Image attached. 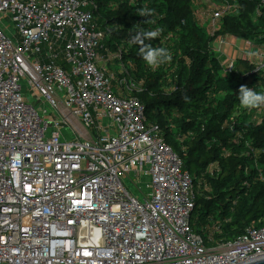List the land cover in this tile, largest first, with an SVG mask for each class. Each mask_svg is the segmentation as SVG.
<instances>
[{"label": "built area", "instance_id": "2783aa9c", "mask_svg": "<svg viewBox=\"0 0 264 264\" xmlns=\"http://www.w3.org/2000/svg\"><path fill=\"white\" fill-rule=\"evenodd\" d=\"M197 1L210 37L238 11L237 0ZM248 1L256 13L264 8V0ZM98 9L96 0H0V264H246L264 257V226L227 243L209 237L210 246L193 232L191 177L148 126L134 96L142 84L122 61L125 46L104 47L109 30ZM229 39L215 38L216 55ZM236 40L229 55L264 70V45Z\"/></svg>", "mask_w": 264, "mask_h": 264}, {"label": "trees", "instance_id": "16d2710c", "mask_svg": "<svg viewBox=\"0 0 264 264\" xmlns=\"http://www.w3.org/2000/svg\"><path fill=\"white\" fill-rule=\"evenodd\" d=\"M96 3L109 30L104 47L115 52L125 46L122 61L132 79L142 84L134 96L145 107L148 126L159 129L191 177L193 232L210 246L209 237L213 245L227 243L247 227L264 226V114L259 115L264 106L247 109L238 99L241 86L264 92V70L235 58L233 70L226 73L211 46L217 37L264 45V8L256 13L254 2L237 0L238 11L225 16L210 37L198 22L197 0ZM145 8L154 15L140 16ZM157 27L160 36L144 43L167 48L172 60L152 68L143 61L142 45L133 35ZM114 65L109 69L115 70Z\"/></svg>", "mask_w": 264, "mask_h": 264}, {"label": "clouds", "instance_id": "9594fccd", "mask_svg": "<svg viewBox=\"0 0 264 264\" xmlns=\"http://www.w3.org/2000/svg\"><path fill=\"white\" fill-rule=\"evenodd\" d=\"M140 16L151 17L154 10L145 8L140 11ZM150 21L147 20L146 23ZM162 29L157 27L154 30L140 29L133 35V41L142 45L140 55L147 66L156 68L161 64L168 63L172 60V55L167 48L153 47L151 44H145V41H151L160 36ZM240 104L247 109H257L264 106V92H258L255 88L241 86L238 91Z\"/></svg>", "mask_w": 264, "mask_h": 264}, {"label": "rangeland", "instance_id": "374dc122", "mask_svg": "<svg viewBox=\"0 0 264 264\" xmlns=\"http://www.w3.org/2000/svg\"><path fill=\"white\" fill-rule=\"evenodd\" d=\"M228 45L227 44H224V45H222V46H220V48H219V52H218V56H219V60H221V65L222 66H226V64H227V59H221V55H228L229 54V50H230V47L231 46H233V47H238V45H239V41L238 40H234V39H229L228 41ZM217 42L216 41H213L212 43H211V46L212 47H214V48H217ZM243 56L244 55H242V58H243ZM242 58H240V59H242ZM110 66L111 67H114L115 65L114 64H110ZM116 69V68H115ZM66 136H67V139H70V137H68V130L66 131V130H63L62 131ZM131 179H132V177H131Z\"/></svg>", "mask_w": 264, "mask_h": 264}, {"label": "crops", "instance_id": "0c3cea01", "mask_svg": "<svg viewBox=\"0 0 264 264\" xmlns=\"http://www.w3.org/2000/svg\"><path fill=\"white\" fill-rule=\"evenodd\" d=\"M101 53V55L103 54V52H100ZM229 54H230V50H229ZM221 55V59H227L226 61H227V63H228V60L229 59H233V58H235V57H239V55ZM217 57L219 58V56L217 55ZM220 59V58H219ZM221 61V60H220ZM224 67V66H223Z\"/></svg>", "mask_w": 264, "mask_h": 264}, {"label": "water", "instance_id": "95a60500", "mask_svg": "<svg viewBox=\"0 0 264 264\" xmlns=\"http://www.w3.org/2000/svg\"><path fill=\"white\" fill-rule=\"evenodd\" d=\"M246 264H264V257L259 258V259L254 260V261H251V262L246 263Z\"/></svg>", "mask_w": 264, "mask_h": 264}]
</instances>
